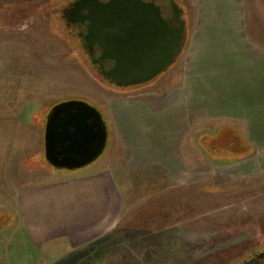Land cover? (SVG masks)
Masks as SVG:
<instances>
[{"label": "rangeland", "instance_id": "rangeland-1", "mask_svg": "<svg viewBox=\"0 0 264 264\" xmlns=\"http://www.w3.org/2000/svg\"><path fill=\"white\" fill-rule=\"evenodd\" d=\"M71 1L0 0V250L12 245L11 264L27 255L20 226L24 193L52 180L55 173L81 172L101 161L104 168L124 169L115 157L117 124L111 119V102L182 69L181 54L149 85L122 90L102 81L90 60L71 48L73 39L59 33L67 28L62 11ZM44 7L55 10V15L28 14ZM56 24L63 30L55 29ZM70 100L86 102L101 112L110 145L85 168L56 170L45 161L44 126L50 109ZM202 142L214 158L222 151L239 156L240 142L232 141L233 148L206 135ZM227 146L229 150H223ZM237 159L241 158L231 160ZM127 168L117 183L125 200L120 229L104 244L107 253L86 264H241L264 251V173L236 180L222 170L206 168L202 180L186 183L159 181L165 171L157 167L138 172ZM6 254L0 251V264L6 263Z\"/></svg>", "mask_w": 264, "mask_h": 264}, {"label": "crops", "instance_id": "crops-1", "mask_svg": "<svg viewBox=\"0 0 264 264\" xmlns=\"http://www.w3.org/2000/svg\"><path fill=\"white\" fill-rule=\"evenodd\" d=\"M178 1L188 29L182 69L111 102L115 157L130 172L162 169L164 182L200 181L206 168L236 180L264 173V0ZM169 80L176 82L163 86ZM205 135L240 142L241 151L251 146L252 154L236 162L229 151L214 158L201 145ZM104 167L101 161L55 173L24 193L20 226L28 249L15 264H86L107 253L104 244L120 229L125 209L117 185L125 170ZM7 247L0 251H8L3 261L11 264Z\"/></svg>", "mask_w": 264, "mask_h": 264}, {"label": "water", "instance_id": "water-1", "mask_svg": "<svg viewBox=\"0 0 264 264\" xmlns=\"http://www.w3.org/2000/svg\"><path fill=\"white\" fill-rule=\"evenodd\" d=\"M165 1L167 16L161 5L144 0H75L65 16L69 23L85 25L81 43L101 78L127 90L165 73L184 50L188 38L184 10L176 0ZM94 47L100 51L98 58L93 57ZM105 61L113 65L105 69ZM107 141L108 126L101 112L86 102H60L47 115L44 157L53 169L89 166L102 155Z\"/></svg>", "mask_w": 264, "mask_h": 264}, {"label": "trees", "instance_id": "trees-1", "mask_svg": "<svg viewBox=\"0 0 264 264\" xmlns=\"http://www.w3.org/2000/svg\"><path fill=\"white\" fill-rule=\"evenodd\" d=\"M35 6V5H34ZM33 6V8L32 9H34V11H35V7ZM37 6V5H36ZM48 7V6H47ZM47 7H44V8H42V9H39L38 11H37V13H34V11H32L31 13H28V11H24L23 9H21L20 10V12H22V13H24V12H27L29 15H35V14H38V16H42V15H45V14H52V15H55V10H51V8L50 9H47ZM56 10H57V8H56ZM56 28L55 29H57L58 31L59 30H63V29H61V25H58V24H56ZM67 26V25H66ZM59 33L60 34H62V36L64 37V38H72L73 39V42H69V45L71 46V48L72 49H76V54L77 55H79V56H81L83 59H89V57H88V55H87V53L85 52V50L84 49H82V43H81V39L79 38V36L76 34V31H75V29L74 28H71V27H68L67 26V28L64 26V31H59ZM85 53H86V55H85ZM102 81H104L103 79H102ZM200 142H201V145H203V143H202V138L200 139ZM205 150L208 152L209 151V149H207V147H205ZM252 147L251 146H247V150L246 151H238V152H236V154H239V156H237V157H239V158H243V157H246V156H249V155H251V153H252ZM209 153V152H208ZM217 158H219V159H224L223 157H221V156H216ZM235 155L234 156H231V158H228V159H235V158H237ZM52 168V167H51Z\"/></svg>", "mask_w": 264, "mask_h": 264}, {"label": "flooded vegetation", "instance_id": "flooded-vegetation-1", "mask_svg": "<svg viewBox=\"0 0 264 264\" xmlns=\"http://www.w3.org/2000/svg\"><path fill=\"white\" fill-rule=\"evenodd\" d=\"M75 0H72L69 4H68V6L66 7V8H64L63 9V11H62V13L64 14V20H65V23H66V25L68 26V27H71V28H74L75 29V31H76V34L79 36V38H80V34L81 33H85V25L84 24H81L80 22H76V23H72V22H68L67 21V18H66V16H65V13H66V11H67V9L72 5V3L74 2ZM101 1H107V0H101ZM144 1H147V2H149V1H154L155 3H157V4H159V5H161V7H162V9H163V15L164 16H167V12H166V10L164 9V5L166 4V1L165 0H144ZM88 55V54H87ZM99 55H100V51H99V49L98 48H96V47H94L93 48V57H95V58H98L99 57ZM88 57H89V60H90V62H91V57L88 55ZM113 65V63L111 62V61H105L104 63H103V68H105V69H108V68H110L111 66ZM95 68H96V70L98 71V66H94ZM99 73V72H98ZM162 75V74H161ZM160 76V75H159ZM158 76V77H159ZM104 82H106L105 80H104ZM109 83V82H108ZM150 84V83H149ZM112 85V84H111ZM261 253H263V257H261V258H259L258 256H259V254H261ZM264 260V251L263 252H260V253H258V254H252L251 256H249V258L247 259V260H245V261H243L241 264H255L256 262H258V263H262V261Z\"/></svg>", "mask_w": 264, "mask_h": 264}]
</instances>
